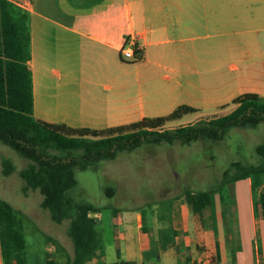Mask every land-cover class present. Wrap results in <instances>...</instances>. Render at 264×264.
<instances>
[{
    "label": "crops",
    "instance_id": "1",
    "mask_svg": "<svg viewBox=\"0 0 264 264\" xmlns=\"http://www.w3.org/2000/svg\"><path fill=\"white\" fill-rule=\"evenodd\" d=\"M4 1L24 16L38 121L106 133L180 107L195 112L168 126L227 115L243 95L264 99V0ZM134 35L142 59L124 62ZM263 192L264 177L255 190L247 178L200 213L179 196L91 214L112 240L84 264H264ZM0 264H26L24 252L0 246Z\"/></svg>",
    "mask_w": 264,
    "mask_h": 264
},
{
    "label": "trees",
    "instance_id": "2",
    "mask_svg": "<svg viewBox=\"0 0 264 264\" xmlns=\"http://www.w3.org/2000/svg\"><path fill=\"white\" fill-rule=\"evenodd\" d=\"M28 37L24 16L12 4L0 0V144L14 151L28 162L18 172L23 181V195L38 191L42 196L40 208L47 211L50 220L61 224L68 220L66 234L73 248L72 256H66L64 264H84L100 247L101 237L96 230L97 221L91 214L101 208L79 202L71 195L77 182L75 173L111 162L119 154H129L146 146H168L179 143L190 146L199 141L217 143L231 129H254L264 124V99L255 95H243L233 102L234 109L227 115L181 125L173 130L162 127L172 121L194 113L189 107H180L167 117L112 129L106 133L74 131L38 121L32 116L31 74ZM256 153L264 158V146ZM1 175L9 177L15 171L11 160H0ZM264 175V163L245 165L233 162L222 174L219 188L238 180L249 178L252 190L260 186ZM219 190H185L182 197L192 206L194 213L210 202L212 194ZM107 198L114 196V189H104ZM264 206V192L259 197ZM56 250L62 247L52 238ZM0 246L11 254H22L25 242L18 222L17 212L0 199ZM45 264H57L47 261Z\"/></svg>",
    "mask_w": 264,
    "mask_h": 264
},
{
    "label": "rangeland",
    "instance_id": "3",
    "mask_svg": "<svg viewBox=\"0 0 264 264\" xmlns=\"http://www.w3.org/2000/svg\"><path fill=\"white\" fill-rule=\"evenodd\" d=\"M173 123L175 124L171 126L166 123L162 129L173 130L182 125ZM262 145L264 146V124L254 129H231L217 143L199 141L186 147L179 143L171 146H146L129 154H119L115 160L102 162L96 168L77 171V185L71 195L79 202L100 207L98 212L101 211L106 216L113 206L124 209L151 205L182 196L185 190H221L218 186L222 174L231 163H264V158L256 153V148ZM2 157L11 160L15 171L9 177H3L0 165V198L9 202L17 212L25 242L26 264H45L48 253L44 251V247L48 243V258L57 264H64L65 257L73 254L72 244L66 234L69 221L53 223L49 213L40 208L42 196L38 191H31L29 196L23 195L24 183L18 177V172L27 166L26 160L0 144V160ZM107 187L114 189L113 199L105 196L104 189ZM103 236L100 234L101 243L102 239L107 243L111 242L112 236L108 229ZM47 237L57 241L62 249L56 250ZM108 254L111 259L115 258V250Z\"/></svg>",
    "mask_w": 264,
    "mask_h": 264
},
{
    "label": "built area",
    "instance_id": "4",
    "mask_svg": "<svg viewBox=\"0 0 264 264\" xmlns=\"http://www.w3.org/2000/svg\"><path fill=\"white\" fill-rule=\"evenodd\" d=\"M138 35L129 37L127 42L121 47L120 59L124 62L134 63L142 59V49L137 44Z\"/></svg>",
    "mask_w": 264,
    "mask_h": 264
}]
</instances>
